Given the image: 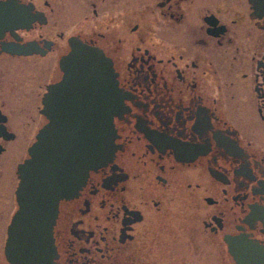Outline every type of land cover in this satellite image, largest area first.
<instances>
[{
	"label": "flooded vegetation",
	"instance_id": "flooded-vegetation-1",
	"mask_svg": "<svg viewBox=\"0 0 264 264\" xmlns=\"http://www.w3.org/2000/svg\"><path fill=\"white\" fill-rule=\"evenodd\" d=\"M73 45L110 60L122 108L110 160L58 202L53 264L264 251V0H0V264Z\"/></svg>",
	"mask_w": 264,
	"mask_h": 264
},
{
	"label": "water",
	"instance_id": "water-1",
	"mask_svg": "<svg viewBox=\"0 0 264 264\" xmlns=\"http://www.w3.org/2000/svg\"><path fill=\"white\" fill-rule=\"evenodd\" d=\"M62 63L65 75L43 102L66 105H44L50 122L18 166L19 210L6 252L20 264H53L49 230L58 202L74 194L89 170L109 161L115 150L112 118L122 108V95L110 60L97 48L73 45ZM230 252L238 264H264V251L250 255L230 245Z\"/></svg>",
	"mask_w": 264,
	"mask_h": 264
}]
</instances>
